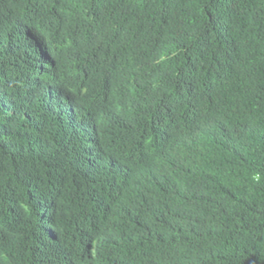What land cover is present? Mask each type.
Segmentation results:
<instances>
[{"label": "trees", "instance_id": "16d2710c", "mask_svg": "<svg viewBox=\"0 0 264 264\" xmlns=\"http://www.w3.org/2000/svg\"><path fill=\"white\" fill-rule=\"evenodd\" d=\"M0 264H264V0H0Z\"/></svg>", "mask_w": 264, "mask_h": 264}]
</instances>
